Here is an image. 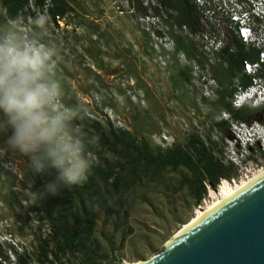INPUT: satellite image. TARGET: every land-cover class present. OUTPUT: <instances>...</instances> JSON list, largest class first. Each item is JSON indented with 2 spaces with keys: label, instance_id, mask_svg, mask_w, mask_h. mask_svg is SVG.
<instances>
[{
  "label": "rangeland",
  "instance_id": "rangeland-1",
  "mask_svg": "<svg viewBox=\"0 0 264 264\" xmlns=\"http://www.w3.org/2000/svg\"><path fill=\"white\" fill-rule=\"evenodd\" d=\"M178 6V0H45L42 6L28 0L14 21L0 10V48L44 53L45 79L60 86L48 110L68 116L50 141L35 151L21 152L10 117L0 111L3 263L18 264L17 256L25 254L29 264H41L38 247L48 227L31 193L29 169L39 168L42 150L71 160V144L77 149L85 140L93 151L77 149L76 155L89 162L88 175L101 165L135 178L128 195L117 197L111 212L100 214L92 230L91 240L109 264H133L157 254L197 211L221 199L226 187L221 182L232 187L264 168L262 147L241 145L223 124L229 115L199 71L208 70L204 74L213 78V67H226L205 57L194 59L189 48L201 42L189 36L184 44ZM49 10L65 14L53 20ZM225 36L228 44L235 43ZM214 75L219 78L218 72ZM242 111L243 120L237 122L264 121V108ZM110 131L120 142L113 150L105 146L115 141L109 138ZM126 140L128 148L123 150ZM192 145L225 166L232 164L236 174L206 189L202 199L206 205L199 209L191 172L182 166L156 172L144 166L137 153V148L155 154L178 146L193 156Z\"/></svg>",
  "mask_w": 264,
  "mask_h": 264
},
{
  "label": "trees",
  "instance_id": "trees-1",
  "mask_svg": "<svg viewBox=\"0 0 264 264\" xmlns=\"http://www.w3.org/2000/svg\"><path fill=\"white\" fill-rule=\"evenodd\" d=\"M28 0H0V10L4 12L6 18L14 21ZM39 6L45 0H35ZM47 1V0H46ZM51 1V0H50ZM173 2L174 0H167ZM177 7L180 14V26L187 25L190 31H195L197 27V12L190 0H178ZM65 11L49 10L50 17L54 20L56 16L62 17ZM245 58L242 49L236 44L234 53L224 50L219 55V63L226 67H213L211 73L213 79L217 81L222 108L226 110L231 119L235 121L243 120V111L234 110L229 102L233 91L229 89L231 81L239 72L240 63ZM226 69V70H225ZM218 72V79L215 73ZM224 82V83H223ZM229 82V83H228ZM228 83V84H227ZM225 88L222 89V85ZM228 100L225 102V100ZM226 127L228 122L224 121ZM115 141L112 144L105 142L109 149H115L118 134L109 132V138ZM124 136V134L122 135ZM200 142H195L198 145ZM194 155H188L180 147L167 150H158L155 154L147 149L137 150L138 157L143 165L159 172L166 167L182 166L186 168L194 177V202L199 205L206 193L205 184L215 188L221 180L230 178L228 175H236L232 164L224 165L220 160L214 158L205 149L195 148ZM123 150L128 148V141L121 143ZM77 149L81 153L92 152V144L85 140L79 144ZM73 149V144L70 146ZM47 150H42L38 156L39 168H30L31 193L41 212L44 222L48 227L47 236L40 242L37 256V263L41 264H109L108 259L100 255L98 244L92 242V230L97 217L102 213L111 212L113 201L116 198L122 199L130 190L129 178L121 172H116L111 166L102 167L98 165L94 168L87 179L79 184L63 185L57 180L56 169L50 166V161L46 155ZM232 178V176H231ZM54 182L57 185L55 192L47 190L46 185ZM101 183L102 185H100ZM18 264H29L27 255L17 256Z\"/></svg>",
  "mask_w": 264,
  "mask_h": 264
},
{
  "label": "clouds",
  "instance_id": "clouds-1",
  "mask_svg": "<svg viewBox=\"0 0 264 264\" xmlns=\"http://www.w3.org/2000/svg\"><path fill=\"white\" fill-rule=\"evenodd\" d=\"M45 66V55L39 50L9 51L6 47L0 48V111L10 117L14 142L21 152L35 151L50 141L68 118L67 114L53 115L48 110L59 95L60 86L45 79ZM205 81L212 86L207 78ZM246 107L249 108L243 104L234 110ZM224 121L232 123L230 116ZM233 122H236V131L229 127L237 141L252 148L262 147L259 149L264 154V121ZM76 152L77 149L73 148L72 159L68 160L56 151H46L50 166L56 169L57 180L63 185L79 184L87 179L90 164L79 158ZM232 155L237 157L234 153ZM46 188L55 192L57 185L49 182Z\"/></svg>",
  "mask_w": 264,
  "mask_h": 264
},
{
  "label": "water",
  "instance_id": "water-1",
  "mask_svg": "<svg viewBox=\"0 0 264 264\" xmlns=\"http://www.w3.org/2000/svg\"><path fill=\"white\" fill-rule=\"evenodd\" d=\"M139 264H264V172Z\"/></svg>",
  "mask_w": 264,
  "mask_h": 264
},
{
  "label": "built area",
  "instance_id": "built-area-1",
  "mask_svg": "<svg viewBox=\"0 0 264 264\" xmlns=\"http://www.w3.org/2000/svg\"><path fill=\"white\" fill-rule=\"evenodd\" d=\"M190 1L197 12L198 29L190 36L201 42L197 46L200 57L219 62V55L224 50L234 53V44L245 55L239 72L229 86L233 91L229 98L232 108L237 109L243 104L249 108H264V0ZM225 34H229L235 43L228 44ZM205 71L208 73V70ZM205 71H199L202 82L207 78L211 88L219 90L216 80L207 77ZM229 125L236 131V122H229ZM205 187L210 189L206 184ZM202 201L198 209L206 205L205 200ZM0 264L5 263L0 259Z\"/></svg>",
  "mask_w": 264,
  "mask_h": 264
},
{
  "label": "bare ground",
  "instance_id": "bare-ground-1",
  "mask_svg": "<svg viewBox=\"0 0 264 264\" xmlns=\"http://www.w3.org/2000/svg\"><path fill=\"white\" fill-rule=\"evenodd\" d=\"M264 172V168L260 169L257 173L253 174L251 178H247L246 180H243L239 183H234V180H232V184L233 186H228L227 182H221L220 186L222 185V183L226 184V187L223 189L224 193L221 196V199L214 201L212 203H210L209 205H206L205 207L201 208L199 211H197L195 213L194 218H192V220L187 223L186 225H184L182 227V229L180 231H182L184 228H186L189 224H191L192 222H194L196 219H198L200 216H202L203 214H205L206 212H208L209 210H211L213 207H215L216 205H218L219 203H221L223 200H225L226 198H228L230 195H232L234 192H236L237 190H239L241 187H243L244 185H246L247 183H249L251 180H253L254 178H256L257 176H259L260 174H262ZM213 201V200H212ZM178 231V233L180 232ZM176 233V234H178ZM174 237V236H173ZM172 237V238H173ZM141 263V261H137L133 264H139Z\"/></svg>",
  "mask_w": 264,
  "mask_h": 264
},
{
  "label": "flooded vegetation",
  "instance_id": "flooded-vegetation-1",
  "mask_svg": "<svg viewBox=\"0 0 264 264\" xmlns=\"http://www.w3.org/2000/svg\"><path fill=\"white\" fill-rule=\"evenodd\" d=\"M183 37H184V44L187 46V38L191 35H194L196 32H197V27H196V30L195 31H190V29L187 27V25H183ZM189 32V33H188ZM189 50L190 51H194V53H191V54H195L194 55V59L196 60H198L199 59V57H200V54H199V52H198V49H197V45L195 46H193V47H191V48H189Z\"/></svg>",
  "mask_w": 264,
  "mask_h": 264
}]
</instances>
